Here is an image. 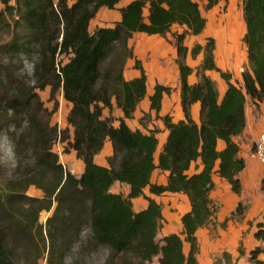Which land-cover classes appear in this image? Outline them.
Wrapping results in <instances>:
<instances>
[{"label":"trees","instance_id":"1","mask_svg":"<svg viewBox=\"0 0 264 264\" xmlns=\"http://www.w3.org/2000/svg\"><path fill=\"white\" fill-rule=\"evenodd\" d=\"M220 1L225 0H204L203 7L208 10ZM0 2V28L10 35L0 43V134L15 155L10 178L0 182V264H38L40 259L46 264H153L155 257V264H199L195 233L217 209L209 197L215 185L212 175L217 172L232 192H240L238 174L245 160L234 138L246 126L247 100L256 107L264 102V0H242L248 65L241 72V83L231 81V74L216 65L212 37L190 50L193 59L202 52L200 63L194 69L186 64L184 39L202 33L206 24L197 0H129L120 7L121 0ZM101 8L117 9V21L89 31L90 20ZM173 25L182 31L171 32ZM137 32L161 37L171 32L177 53L184 118L173 121L169 114L160 115L169 87L155 83L149 96V110L168 132L157 163L154 152L160 129L144 125L148 129L143 132L125 122L147 89L145 70L129 45ZM23 58L31 60L28 69L21 65ZM132 58L140 75L126 80L124 66ZM206 70L225 81L221 96ZM193 71L197 81L190 84ZM47 87L51 109L38 93ZM59 91L71 103L63 128L51 123ZM195 102H199V124L190 114ZM114 108L120 110L119 116L112 114ZM144 117L150 119L151 114L144 112L140 123ZM106 139L112 154L107 165H98L94 156ZM218 140L225 143L222 149H217ZM56 141L63 143L64 153L74 150L83 162L80 175L59 161L53 150ZM197 159L202 168L189 174ZM156 168L168 172L165 185L151 183ZM115 181L129 186L126 195L110 190ZM30 186L42 195H28ZM146 188L155 195H187L190 210L180 218L183 237L169 233L156 239L163 215ZM139 196L147 206L135 211L131 200ZM41 211L50 212L44 223L39 222ZM256 226L254 238L259 244L251 249L249 261L264 264L258 258L264 256V222ZM239 253L243 254L241 245Z\"/></svg>","mask_w":264,"mask_h":264},{"label":"rangeland","instance_id":"2","mask_svg":"<svg viewBox=\"0 0 264 264\" xmlns=\"http://www.w3.org/2000/svg\"><path fill=\"white\" fill-rule=\"evenodd\" d=\"M128 0H121L117 7L125 5ZM200 5L201 14L206 20L205 28L202 33L192 36L187 35L184 40V44L187 46H193L196 43L205 44L208 37L214 39V50L213 57L216 65L224 70L228 71L234 82L241 83V72L247 67V52L246 46L243 42V36L245 33V23L242 15V0H225L220 1L218 4L212 8L205 10L204 0H197ZM13 3V2H12ZM3 9V5L0 2V10ZM105 12L118 14L117 9L108 10L106 8H101L93 19L89 22V31H93L98 26H113L114 22L118 18H104L103 14ZM145 16L147 15V9L144 10ZM183 27L179 25H173L171 27V32L177 31L181 32ZM171 32L167 33L165 37L157 36L156 39L145 38L148 42L146 46L137 49L136 43H138L141 38L139 34L135 33L129 40V45L133 48L134 57L139 58L142 66L148 77L152 78V85L155 83H160L169 87V93L164 96L162 104L165 107L166 113L172 117H176L180 110V100L177 98V89H180V81L177 72V53L173 46L174 38ZM10 38L8 31L0 28V43L7 41ZM153 44L149 46V44ZM203 55L199 54L196 58H190V63L196 67ZM59 59L65 61L66 57H59ZM134 58L131 59L132 66L134 67ZM29 58H23L22 66L24 69H28L30 65ZM208 75L214 79L216 82L220 81L221 78L217 72L211 71ZM39 96L44 102L45 106L49 109L52 108L53 103L48 99L49 97V87L43 91H39ZM58 106L56 111L51 116V123L57 124L59 128L66 126V115L68 109L66 107L65 101L62 99L61 91L57 93ZM141 105V104H140ZM108 110L106 115H108ZM112 114L114 116L119 115L117 108L113 109ZM142 117V116H141ZM152 117H144L142 120V125H148L151 123ZM116 124V122H114ZM9 144L5 140L4 134H0V182H5L10 178V171L12 168L11 160L8 159ZM53 150L58 153L59 161L65 165L67 164L64 160L63 143L56 141L53 144ZM27 194L30 196L40 197L42 195L41 190L30 186L27 190ZM171 201V200H169ZM178 205H173L172 207H166L165 213L169 214L168 211L174 212V219L184 211V206L182 205L183 200L177 201ZM163 207V204H160ZM161 207V209H162ZM50 212L41 211L39 214V222L44 223ZM174 230H177L175 226V221L172 220ZM227 228L220 226L217 221L211 220V223L206 227V230H202L198 234L199 237V253L197 255L198 261L201 264H251L249 261V252L245 255L239 256L238 258H232V254L238 252L240 244H244V247H251L253 249L256 245H251L247 241L240 239L227 240L222 239V233ZM167 230H164L166 232ZM179 232V230H178ZM163 236V231L160 229L158 231L156 239H160ZM188 250V244L184 243V252ZM157 257L153 259V264L156 263ZM38 264H46L44 259H40Z\"/></svg>","mask_w":264,"mask_h":264},{"label":"crops","instance_id":"3","mask_svg":"<svg viewBox=\"0 0 264 264\" xmlns=\"http://www.w3.org/2000/svg\"><path fill=\"white\" fill-rule=\"evenodd\" d=\"M103 15H104L103 16L104 18H108V19L117 18V15L119 17V14L115 15L109 12H105ZM137 33L139 34V38H141V40L138 43H136L135 47L139 50L140 48L148 44V42L145 41V38L148 37L149 39H156V37L159 36L157 34L147 35L146 33H143V32H137ZM192 36H196V35H192ZM152 45L153 44L151 43L149 44V46H152ZM200 45H204V44H200ZM187 48H188V51H187L185 61L188 66L194 69L195 67L189 61V59L192 58L190 54V50L192 47L187 46ZM199 54H202V52H200ZM141 66H142V63H141ZM142 68L144 69L143 66ZM211 71L213 70H206L205 73L208 75V73ZM177 72L179 76L178 65H177ZM123 75L126 80L135 78L140 75L139 69H136L135 66L134 67L132 66L131 59H128L126 61L124 70H123ZM146 76H147L146 96L138 104L137 108L135 109L133 113V117L130 119H126L125 122L133 130L139 129L143 132H147V129L154 125L160 129V131L156 134L158 142H157V146L154 152V161L155 163H157L158 155L162 151L163 144L166 140L168 132L165 129L163 122L160 119H155L154 111L149 110V96L153 92V85H152V78L148 77L147 73H146ZM196 81H197V77L195 75V71H193V73H191L188 76V82L190 84H193ZM231 81L233 80L231 79ZM216 85L218 87V90L221 96L226 87V83L224 80L221 79L220 81L216 82ZM177 94H178L177 98L180 100V89L179 88L177 89ZM165 95L167 94L163 95L162 101ZM64 101H65V104H67L66 107L69 111L71 107V103H69L66 100ZM117 111H118V114L120 115V110L117 109ZM144 112L150 113L152 117L151 123H149L146 126L148 128H146L144 125L140 123V118ZM103 113L104 115H106L107 109H104ZM165 113H166V110H165L164 105L162 104L160 115L165 114ZM190 114H191V118L197 124H199V121H200L199 120V102H195L191 105ZM245 116H246V126L244 130L242 131V133L234 138V140L238 143L240 147L239 154L245 160V167L238 174L240 182H241V190L239 193L232 192L230 184L224 178H221L217 172H215L212 175V179L215 185H214V188L210 191L209 197L217 205V209L215 213L213 214V216L211 217V220L213 221L215 220L219 222L222 229L224 227L227 228V231L225 232L224 230H221L223 231L222 236H221L222 239L225 238L227 240L228 239L234 240V239H240L243 237L244 241H247L251 245H256V243H258V241L254 238V232L257 229L256 225L258 222H264V165L254 156L253 144H254V141L257 139V137L260 134L264 133V102H258V106L256 107L250 100H247L245 104ZM183 118H184V115L180 107L179 113H177L176 117H172V120L178 121ZM115 125H117V122ZM70 129L72 130L71 127ZM224 145L225 143L222 140L217 141V149H222ZM111 154H112V145L109 139H106L104 141L103 148L100 150L99 153H97L94 156V161L98 165H107L106 159ZM63 155H64V160L67 164L68 169L72 173L76 175H80L81 172L83 171V162L80 159L76 158L75 151L70 150L68 153H64ZM201 168H202L201 161L200 159H197L195 162H192L188 170V173L192 174V173L198 172L200 171ZM215 168H217V165L215 166ZM167 175H168L167 171H161L160 169L156 168L152 172L151 183L165 185L167 181ZM110 190L114 193L120 192L123 195H126L128 193L129 186L125 183H120L118 181H115L111 185ZM145 193L148 196H150L152 199H154L158 204H163V207L161 206L162 207L161 212L163 215V225L160 228L163 231V236L169 233H177L181 235L183 228H182L180 218L185 212H188L190 210V202H189L187 195L183 193H172V192L155 195V194L149 193L148 188L145 189ZM181 199L183 200L182 205L184 206V211L180 215H177L178 216L177 219H174V216H173L174 212L168 211L169 214L165 213L164 210L166 207H172L173 205H178L179 203L177 201ZM131 201H132L133 208L135 211L142 210L146 208L147 206V200L143 198L142 196L132 198ZM239 203L241 204V207L237 209V205ZM172 220L175 221L174 227L177 230H174ZM211 220L207 225L197 229L195 233L197 237V241H199L198 234L202 232V230H206V227L211 223ZM164 230H167V231L164 232ZM181 236L183 237V235ZM240 245H241V249L243 250V254L239 253V248H238V252L236 253V255L232 254V258L235 259V258H238L239 256L244 255V253L245 255L248 252L250 253L251 247H244L245 246L244 244H240ZM258 258L264 260V256L262 254H260Z\"/></svg>","mask_w":264,"mask_h":264},{"label":"built area","instance_id":"4","mask_svg":"<svg viewBox=\"0 0 264 264\" xmlns=\"http://www.w3.org/2000/svg\"><path fill=\"white\" fill-rule=\"evenodd\" d=\"M254 156L264 165V133L254 141Z\"/></svg>","mask_w":264,"mask_h":264},{"label":"clouds","instance_id":"5","mask_svg":"<svg viewBox=\"0 0 264 264\" xmlns=\"http://www.w3.org/2000/svg\"><path fill=\"white\" fill-rule=\"evenodd\" d=\"M8 159H10L12 161V166H15V155L12 151V149H9L8 151Z\"/></svg>","mask_w":264,"mask_h":264}]
</instances>
